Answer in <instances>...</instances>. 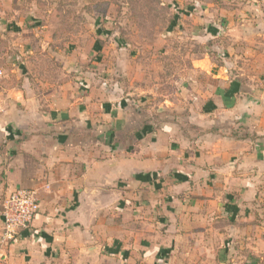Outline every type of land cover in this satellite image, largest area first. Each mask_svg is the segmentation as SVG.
<instances>
[{
    "label": "crops",
    "instance_id": "crops-1",
    "mask_svg": "<svg viewBox=\"0 0 264 264\" xmlns=\"http://www.w3.org/2000/svg\"><path fill=\"white\" fill-rule=\"evenodd\" d=\"M192 8L198 53L163 81L0 0V232L15 190L39 205L0 264H158L206 232H264V0Z\"/></svg>",
    "mask_w": 264,
    "mask_h": 264
},
{
    "label": "rangeland",
    "instance_id": "rangeland-1",
    "mask_svg": "<svg viewBox=\"0 0 264 264\" xmlns=\"http://www.w3.org/2000/svg\"><path fill=\"white\" fill-rule=\"evenodd\" d=\"M43 21L56 35L59 46L80 53L112 54L124 59L130 70L143 66L145 74L165 81L166 73L177 74L188 54L198 53V43L181 28L184 12L197 6L231 8L245 0H160L154 10L129 0H32ZM178 26L177 30H173ZM105 35V36H104ZM107 36V37H106ZM91 44L93 45L91 48ZM83 50V51H81ZM142 68V67H141ZM114 69V65H113ZM160 80V79H159ZM162 250H167L162 245ZM163 256V257H162ZM158 264H264V232H206L188 239L182 248L173 245ZM117 264V262H111ZM121 264V263H119Z\"/></svg>",
    "mask_w": 264,
    "mask_h": 264
},
{
    "label": "built area",
    "instance_id": "built-area-1",
    "mask_svg": "<svg viewBox=\"0 0 264 264\" xmlns=\"http://www.w3.org/2000/svg\"><path fill=\"white\" fill-rule=\"evenodd\" d=\"M3 72L0 70V78ZM38 198L34 190L17 189L4 202L1 208L2 228L0 244L14 243L23 230L31 225L37 211Z\"/></svg>",
    "mask_w": 264,
    "mask_h": 264
},
{
    "label": "trees",
    "instance_id": "trees-1",
    "mask_svg": "<svg viewBox=\"0 0 264 264\" xmlns=\"http://www.w3.org/2000/svg\"><path fill=\"white\" fill-rule=\"evenodd\" d=\"M131 7L138 5L139 0H129ZM141 5H143L146 9L154 10L153 7H157L160 5V0H142Z\"/></svg>",
    "mask_w": 264,
    "mask_h": 264
}]
</instances>
